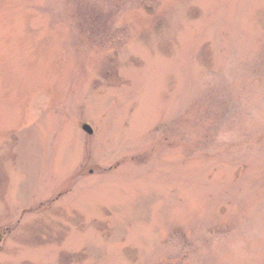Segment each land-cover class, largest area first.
<instances>
[{"label": "rangeland", "instance_id": "1", "mask_svg": "<svg viewBox=\"0 0 264 264\" xmlns=\"http://www.w3.org/2000/svg\"><path fill=\"white\" fill-rule=\"evenodd\" d=\"M0 237V264H264V0H0Z\"/></svg>", "mask_w": 264, "mask_h": 264}, {"label": "water", "instance_id": "2", "mask_svg": "<svg viewBox=\"0 0 264 264\" xmlns=\"http://www.w3.org/2000/svg\"><path fill=\"white\" fill-rule=\"evenodd\" d=\"M83 129H84L86 132H88V133H91V132H92V130L90 129V127H89L88 125H86V124L83 125Z\"/></svg>", "mask_w": 264, "mask_h": 264}]
</instances>
